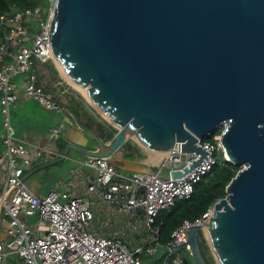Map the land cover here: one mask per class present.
<instances>
[{
  "label": "water",
  "instance_id": "water-1",
  "mask_svg": "<svg viewBox=\"0 0 264 264\" xmlns=\"http://www.w3.org/2000/svg\"><path fill=\"white\" fill-rule=\"evenodd\" d=\"M49 39L56 65L117 128L109 140L86 129L93 148L67 140L65 155L72 146L156 173L119 149L134 139L167 153L180 142L197 155L172 171L183 177L209 157L202 142L225 124L221 147L242 168L209 221L189 229L190 253L210 264L199 243L208 226L219 264H264V0H57Z\"/></svg>",
  "mask_w": 264,
  "mask_h": 264
},
{
  "label": "built area",
  "instance_id": "built-area-1",
  "mask_svg": "<svg viewBox=\"0 0 264 264\" xmlns=\"http://www.w3.org/2000/svg\"><path fill=\"white\" fill-rule=\"evenodd\" d=\"M45 1V5L0 14V100L4 113L0 165L8 164L1 179L0 210L8 217L9 234L7 240H0V264H7L11 257L16 258V264H145L141 252L153 257L160 251L159 264H184L183 254L176 248L185 246L191 252L188 231L197 222L209 221L214 204L200 218L184 219L165 244L160 240L157 217L177 200L193 195L196 184L217 162L219 136H215L217 143L202 142L209 149V157L183 177H173L172 171L182 169L197 155H184L180 142H176L160 160L156 173L125 172L107 157L90 156L70 174L68 190L52 188L39 194L26 182L25 164L41 152L29 157L27 140L13 134L10 104L26 97L47 109L62 108L41 83L38 69L39 60L53 56L49 36L57 0ZM58 132V127L53 129L54 135ZM86 167L95 174L90 181L84 177ZM32 215L39 217L35 224L26 220ZM117 217L123 218L121 225L115 223ZM141 219L147 231L139 235V245L132 249L130 230L138 229Z\"/></svg>",
  "mask_w": 264,
  "mask_h": 264
},
{
  "label": "crops",
  "instance_id": "crops-1",
  "mask_svg": "<svg viewBox=\"0 0 264 264\" xmlns=\"http://www.w3.org/2000/svg\"><path fill=\"white\" fill-rule=\"evenodd\" d=\"M50 61L51 59L49 58L38 61L41 83L54 95L57 101L61 103L62 108L47 109L36 99L26 97H21L15 103L10 104V119L13 126V134L19 138L27 140L29 157H34L41 152L39 157H37L38 159L36 158L34 161H31V163L25 164V180L31 174H39L40 176L46 175L49 169L51 172H57L58 166L56 165H59L65 160L72 158L74 161V164L69 171V175L62 177L57 176L50 186L35 187L26 181L30 188L35 193L39 194H45L52 188L68 190L71 187V185L67 184L70 174L75 168L81 165L82 161L87 160L90 157L72 146L69 149V155L71 157L66 156L65 148L67 140H73L86 147L93 148L92 144H95V138L92 141L87 142L83 137L85 130L89 128L93 131H97L99 123L105 126H115L96 108L85 92L83 94L81 91L83 88L65 80L61 74L63 72L54 61L55 67L57 68L56 71L49 66L48 63ZM23 76L24 75H21L16 79L21 80ZM39 108H42L44 111H40ZM3 123L4 113L0 100V129L2 130H4ZM56 127L59 128V132L57 135H54L53 129ZM125 144H128L126 148L124 146ZM125 144L122 145L118 151L121 156L145 161L148 164H151L155 170L159 169L158 165L160 160H156L157 154H155L158 153L157 151H152L141 146L134 139L128 140ZM3 149V146L0 145V152L3 151ZM73 149L78 150L84 155L71 153ZM63 156L65 159H61ZM5 164L7 163L0 165V197L3 189V180L1 179L6 175L8 169V166L6 167ZM45 164L49 165L45 168H40ZM118 168L125 172H133L120 167ZM94 176V171L89 167H86L84 173L86 180L90 181ZM99 214L101 215V212H99ZM7 220L8 217L5 212L0 210V239L3 228L6 229ZM114 221L116 224L120 225L124 222L123 218L120 217L115 218ZM146 231L147 227L141 219V226L138 229L133 228L130 230L131 241L129 242V247L136 249L139 245V235L146 234ZM160 253L161 251L158 254ZM141 257L145 264H155L153 261L151 262L150 256L141 255ZM7 264H16V258L11 257Z\"/></svg>",
  "mask_w": 264,
  "mask_h": 264
},
{
  "label": "trees",
  "instance_id": "trees-1",
  "mask_svg": "<svg viewBox=\"0 0 264 264\" xmlns=\"http://www.w3.org/2000/svg\"><path fill=\"white\" fill-rule=\"evenodd\" d=\"M38 4H47L45 0H0V14L14 13L27 7L36 6ZM49 66L56 71L53 60ZM77 114V113H76ZM98 130L93 131L105 140L111 139L117 132V128L113 125L98 124ZM223 128L215 130L210 136L205 137V141L217 143L215 136L222 134ZM125 148L128 144L124 145ZM217 162L212 170L204 175L196 184L195 191L190 198L177 200L170 208L160 212L157 217L156 224L160 226V240L167 243L171 238L172 231L178 227L184 219L196 220L200 218L207 209L213 205L218 199L227 195V186L231 180L237 175L242 166L236 165L225 156L223 149L215 151ZM199 243L203 255L210 264H215V258L211 251L209 242L203 231L199 232ZM190 252L185 254L190 260ZM159 264L162 261L161 254L151 257V262Z\"/></svg>",
  "mask_w": 264,
  "mask_h": 264
},
{
  "label": "rangeland",
  "instance_id": "rangeland-1",
  "mask_svg": "<svg viewBox=\"0 0 264 264\" xmlns=\"http://www.w3.org/2000/svg\"><path fill=\"white\" fill-rule=\"evenodd\" d=\"M63 73H61L62 74V76L65 78V80H68L69 82H71V80H69V78L66 76V74L64 73V70H61ZM81 91L83 92V94H84V89H81ZM39 110L40 111H44L42 108H39ZM16 123H17V121H16ZM225 127V124H223V125H220L218 128H224ZM217 128V129H218ZM214 132V131H213ZM213 132H211L208 136H210ZM220 137H221V134L219 135V141H220ZM71 153H73V154H79V155H84V154H82L81 152H79L78 150H75V149H73L72 151H71ZM85 156H87V155H85ZM73 164H74V161L72 160V158L71 159H68V160H65V161H63L62 163H60L59 165H56V166H58V171L57 172H51L50 171V169H49V171H48V173L46 174V175H36V174H31V175H29L28 177H27V179H26V181L30 184V185H32V186H35V187H43V186H50L52 183H53V181H54V179L57 177V176H67V175H69V171H70V169L72 168V166H73ZM5 166L7 167L8 166V164H5ZM168 169L167 168H164V172L165 173H168ZM22 216V215H21ZM22 218L23 219H25V217L24 216H22ZM38 216H36V215H32V216H29L28 218H26V220L29 222V223H31V224H35L36 222H37V220H38ZM206 231V230H205ZM206 233V232H205ZM204 233V234H205ZM205 236L207 237V233L205 234ZM9 238V234L7 233V231H6V229L5 228H3V230H2V236H1V239L0 240H7ZM176 251H180L182 254H187L188 252H190V251H187L186 250V248H185V246H180V247H177L176 248ZM213 253V252H212ZM141 255H146L145 253H140ZM190 257H191V261H192V264H196V262L194 261V259H193V257H192V255H190ZM215 258V257H214ZM215 264H219L218 262H217V260L215 259Z\"/></svg>",
  "mask_w": 264,
  "mask_h": 264
},
{
  "label": "bare ground",
  "instance_id": "bare-ground-1",
  "mask_svg": "<svg viewBox=\"0 0 264 264\" xmlns=\"http://www.w3.org/2000/svg\"><path fill=\"white\" fill-rule=\"evenodd\" d=\"M62 70H64V73L66 74V76L69 78V80H71V82L74 84V85H76V86H78L73 80H72V78L70 77V75L67 73V71L64 69V68H61ZM84 89V91L86 92L87 91V89L86 88H83ZM155 154H157L156 156H157V158H156V160H161V158L166 154V152L164 153V152H158V153H155ZM205 230H206V233L208 234V235H210V231H209V228H208V226H206L205 227Z\"/></svg>",
  "mask_w": 264,
  "mask_h": 264
},
{
  "label": "flooded vegetation",
  "instance_id": "flooded-vegetation-1",
  "mask_svg": "<svg viewBox=\"0 0 264 264\" xmlns=\"http://www.w3.org/2000/svg\"><path fill=\"white\" fill-rule=\"evenodd\" d=\"M182 257H183V262L185 259L187 260V262L186 263L184 262V264H192V261L187 256H185V254H183Z\"/></svg>",
  "mask_w": 264,
  "mask_h": 264
},
{
  "label": "clouds",
  "instance_id": "clouds-1",
  "mask_svg": "<svg viewBox=\"0 0 264 264\" xmlns=\"http://www.w3.org/2000/svg\"><path fill=\"white\" fill-rule=\"evenodd\" d=\"M49 59H53V61H54V57L52 56L51 58H49ZM55 62V61H54ZM219 136V135H218ZM220 149H222V147L220 148ZM225 152V151H224ZM225 156H226V158H227V155H226V153H225ZM112 162V161H111ZM191 254V253H190Z\"/></svg>",
  "mask_w": 264,
  "mask_h": 264
}]
</instances>
